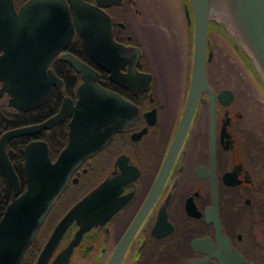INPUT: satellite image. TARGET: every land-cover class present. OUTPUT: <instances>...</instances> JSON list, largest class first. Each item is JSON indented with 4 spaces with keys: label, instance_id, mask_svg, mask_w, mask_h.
<instances>
[{
    "label": "flooded vegetation",
    "instance_id": "1",
    "mask_svg": "<svg viewBox=\"0 0 264 264\" xmlns=\"http://www.w3.org/2000/svg\"><path fill=\"white\" fill-rule=\"evenodd\" d=\"M82 1L91 6L103 2ZM64 3L71 11L68 0ZM26 6L27 16L39 20L29 23L30 18L17 19ZM50 7V0H0V70L12 62H29L25 55L30 53L23 46L26 34L45 33ZM101 9L110 17L113 39L139 49L141 56L135 69L150 75L151 81L146 90L134 95L110 81L109 74L86 53L83 63L97 73V83L133 104L138 116L71 175L19 264H34L67 210L105 180L113 182L119 177L116 183L120 186L110 193V207L117 211L82 235L67 264H115V260L116 264H264V94L235 60V66L242 70L261 101L239 105L238 96L224 88H214L211 100L207 93H201L186 138L169 171L161 176L188 93V39L180 57L150 59L140 42L139 32L146 22L137 2L122 0L120 5ZM131 24L137 25V33ZM78 39L81 43L75 32L69 45L49 61L48 69L61 85L52 86L50 96L41 105L26 111L15 109L0 80V220L13 200L3 159L10 163L21 194L25 190V146L34 141L46 143L53 162L66 145L70 118L32 136L5 141L4 137L45 122L58 112L65 98L75 102L81 78L61 56H77L72 45ZM33 55L32 52L31 61ZM126 71L127 66L120 69L122 74ZM210 127L215 137L226 133L223 141L216 140L213 150ZM58 134L64 136L63 145L60 141L51 143ZM65 198L67 205L62 206ZM72 238L73 228L64 235L47 264H53Z\"/></svg>",
    "mask_w": 264,
    "mask_h": 264
},
{
    "label": "water",
    "instance_id": "2",
    "mask_svg": "<svg viewBox=\"0 0 264 264\" xmlns=\"http://www.w3.org/2000/svg\"><path fill=\"white\" fill-rule=\"evenodd\" d=\"M107 1L91 6L82 0H68L70 11L64 0H50V12L46 16L49 27L47 24L45 33H27L23 42L29 51L26 52L30 53L25 55L29 62H12L5 66L6 69L1 67L2 89L11 95L9 104L12 107L19 111L37 107L50 96L52 86L60 87L48 64L69 45L75 32L90 60L109 74L110 81L134 95L146 90L150 75L140 74L135 69L141 56L139 49L124 46L113 39L110 17L101 9L103 6L120 5L122 0ZM180 5L192 49V76L177 130L161 168L163 177L186 137L200 93L210 92L205 66L212 57L211 38L217 36L221 39L264 94V0H180ZM28 10L29 6L23 8L17 19L30 18L29 23H33L37 17L27 16ZM32 52L34 61H31ZM61 57L81 78L75 91V102L65 98L58 112L45 122L14 130L4 137L5 141L32 136L70 118L66 145L53 162L46 143L34 141L25 146L23 193L19 194V181L10 163L3 159L13 200L0 220V264H19L71 175L83 162L103 149L114 134L131 126L138 116V109L133 104L97 83V73L93 69L69 53ZM124 66H127V71L122 74L120 69ZM116 180H105L67 210L54 226L34 264H47L64 235L73 228L69 245L53 262L68 263L82 235L117 211V208L110 207L111 190L120 186ZM240 264L248 263L242 261Z\"/></svg>",
    "mask_w": 264,
    "mask_h": 264
},
{
    "label": "rangeland",
    "instance_id": "3",
    "mask_svg": "<svg viewBox=\"0 0 264 264\" xmlns=\"http://www.w3.org/2000/svg\"><path fill=\"white\" fill-rule=\"evenodd\" d=\"M137 2L143 12V22H146L139 35L147 57L150 59L180 57L183 44L187 40L184 12L180 2L178 0H138ZM131 29L137 33V25L131 24ZM211 43L216 56L223 57L222 51H224V56L226 54V57L232 61L233 55L226 53H229V49L220 38L217 36L211 38ZM232 69L235 70L236 67ZM226 74L228 75V72ZM67 199L62 201V206L67 205Z\"/></svg>",
    "mask_w": 264,
    "mask_h": 264
},
{
    "label": "bare ground",
    "instance_id": "4",
    "mask_svg": "<svg viewBox=\"0 0 264 264\" xmlns=\"http://www.w3.org/2000/svg\"><path fill=\"white\" fill-rule=\"evenodd\" d=\"M135 1L137 2L138 0H135ZM137 4L139 5L138 2H137ZM211 48H212V57H211V60L209 62H206V66H205V79H206L207 87L209 88L210 92L209 91H202L201 93H203V92L207 93L208 99L211 100V98H213V91L212 90L224 88V90H226L227 92H230L231 95H233V96L237 95L238 96L237 103L239 105H247L253 101L260 102L261 100L257 96L258 93L256 94L254 90L250 89V83L245 80V76H244L242 70L235 66L236 65L235 57L232 56V61H231L227 57L222 58V57L216 56V54L214 53V49H213L212 44H211ZM222 52L225 53L224 51H222ZM226 53H228V52H226ZM228 55L231 56L230 53H228ZM188 57L190 60L189 61V63H190V76H189V80H188V89L187 90H189L190 80H191V76H192V68H191V66H192V49L191 48L188 49ZM209 65H210V67H209L210 71H209V75H208V66ZM234 66L236 67L235 70L232 69V68H234ZM226 69H228V70H226ZM226 72H228V75L226 74ZM198 99H199V97H198ZM184 104H185V102H184ZM181 115H182V112H181ZM180 118H181V116H180ZM179 121H180V119H179ZM179 121H178V124H179ZM178 124H177V126H178ZM177 126L175 129V132L177 130ZM225 134L226 133L223 132L221 135L215 137L214 128L213 127L209 128V143H210V147L212 150L214 149L213 145H215L216 140L218 139L220 141H223ZM206 136H207V129H206ZM179 150L180 149L178 147L177 152L172 157L173 161L176 158ZM162 173L160 175H162Z\"/></svg>",
    "mask_w": 264,
    "mask_h": 264
},
{
    "label": "trees",
    "instance_id": "5",
    "mask_svg": "<svg viewBox=\"0 0 264 264\" xmlns=\"http://www.w3.org/2000/svg\"><path fill=\"white\" fill-rule=\"evenodd\" d=\"M82 43V42H81ZM81 43H80V41H79V39L75 42V43H73V45H72V48L73 49H75V50H77V56H74V57H76L79 61H81V62H83L84 61V58L87 56L86 55V52H85V49H83V45H81ZM80 51V53L81 54H79L78 52ZM87 58V57H86ZM70 70V69H69ZM72 74H74V73H72ZM75 75V74H74ZM76 77V76H75ZM69 91H72V89H70ZM54 138V139H53ZM53 138L51 139V143H55V144H59L58 142L60 141L61 143H62V145H63V140H64V136H60L59 134H58V136L56 137V136H53ZM61 145V146H62ZM20 162V161H19ZM21 164V163H20ZM20 168H21V166H20ZM22 169V168H21ZM21 175H22V173H21Z\"/></svg>",
    "mask_w": 264,
    "mask_h": 264
}]
</instances>
